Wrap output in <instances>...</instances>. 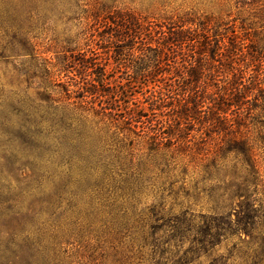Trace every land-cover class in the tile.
Listing matches in <instances>:
<instances>
[{
  "label": "rangeland",
  "instance_id": "374dc122",
  "mask_svg": "<svg viewBox=\"0 0 264 264\" xmlns=\"http://www.w3.org/2000/svg\"><path fill=\"white\" fill-rule=\"evenodd\" d=\"M126 14L163 32L193 20L185 29L203 23L237 42L246 99L226 117L256 145L257 175L233 156L206 174L226 137L210 125V104L200 114L192 99L152 105L170 85L197 97L201 83L143 59L142 43L118 41L107 24ZM81 100L96 110L113 103L119 124L99 129L92 117L81 125L80 110L53 111ZM262 138L264 0H0V212L20 210L0 228L28 223L22 255L31 264H264Z\"/></svg>",
  "mask_w": 264,
  "mask_h": 264
},
{
  "label": "trees",
  "instance_id": "16d2710c",
  "mask_svg": "<svg viewBox=\"0 0 264 264\" xmlns=\"http://www.w3.org/2000/svg\"><path fill=\"white\" fill-rule=\"evenodd\" d=\"M118 20L117 24L114 22L107 24V26L113 29V31L114 29L118 30L119 33L117 32L118 34L116 37L121 39H118V41L128 42L130 43V46H134L138 42L142 43L148 48L142 49L143 59L146 61H153L154 63H157L160 58L164 59L168 61V63H172L171 67L180 73L179 76L183 80H187L186 73H188V76L193 78L194 82L201 83L200 86H195L197 89L202 88V94L197 97H194V94H197L199 90H194L193 95L190 98H186L174 94L172 85H170V88H168L165 93L160 92L158 96L153 98L152 105L159 106L165 104L168 99L176 102L178 105L182 104L181 107H183L189 99H192L190 102L193 104L192 110L195 113L198 111L200 114L202 112L201 109L203 108V104L206 103V101V104H210V109L215 115V122L210 125L219 129L215 133L226 134V137L222 143L216 147V153L212 154V159L208 163L206 174L212 177V172L217 171L216 168L221 161L233 156L237 159V162L238 160H241V162L243 161L250 165L249 174L257 175L258 169L255 160L256 145H254L253 141L247 136L241 133L239 128L234 130L232 120H230L231 118L228 119L226 117L227 112L231 107H236L239 110L240 107L244 105L246 99L240 95L242 88L247 87L244 86L245 77L240 71V67H236L237 64H234L236 59L235 56L238 54L237 42L232 41V43L227 45L224 43L223 34L212 35L208 26L203 23L197 27L185 29L186 25H193V20H180L176 29H172L168 32L156 30L155 27L146 23V21H142L140 18L131 14L120 15ZM112 25H114V28ZM154 44L155 47L151 48ZM231 47L234 50H231ZM149 49L153 52L152 55L148 51ZM239 53L242 54L240 51ZM227 62H230V64L228 65L227 73H224L225 80L222 82L223 85L217 86L215 88L216 92L213 93L210 90L211 86L209 83L217 80L216 77L219 76L217 74L221 73L220 69H222ZM154 63L152 64V68L154 70L156 68L157 70V66ZM159 63L160 62H158V64ZM91 65L96 67L95 75L97 80L94 81L103 87V84L107 80L105 70L99 67L98 63L93 62ZM86 68L87 70L90 69L87 66ZM183 70H187V72ZM229 78H232V80ZM233 80L236 82H233ZM253 83L254 79L251 80L249 85ZM89 93L91 95L97 94L102 97V93L104 92L100 91L101 94H99L96 88H94V91L90 90ZM117 95L119 96L120 94L115 91L113 97L111 96L110 99L115 98ZM177 96L180 97L177 98ZM66 99L70 100L69 97ZM115 101L118 102L117 100H114V102ZM66 103L68 104L63 106H59L58 104L57 106L55 105L53 111H59L62 115H65L69 112L74 113L75 111L80 110V116L83 119L81 125L89 122L92 117L94 118L92 122L96 120L94 123L99 129H101L102 126H105L106 122V124L110 125L119 124V118H116L119 117V114L110 111H115L111 108L113 107V103L109 108L100 107L99 110H96L93 107H87V103L82 100L80 102ZM51 123L53 126H57L60 122L54 123L53 120H51ZM129 125L131 124L129 123ZM234 125H238V122H235ZM238 127H241V125ZM254 141L257 142L256 140ZM261 141L264 143V138H262ZM236 197H238L237 193ZM13 203L14 209L16 207L18 208L19 203L15 200H13ZM249 208L251 209V206ZM13 211L20 213L19 208L6 212L5 214L0 212V218L5 217L6 219L11 217ZM35 216L36 214H33L31 219L35 218ZM27 225L28 223L23 219H14L13 224L8 223L0 228V264H24V261H26L25 264H31V261H27L22 255L24 251L23 248L28 246V243L32 241L30 236L33 234L27 230ZM243 231H245V233L253 234L256 229L246 228Z\"/></svg>",
  "mask_w": 264,
  "mask_h": 264
}]
</instances>
